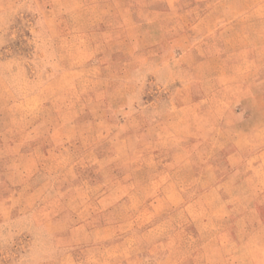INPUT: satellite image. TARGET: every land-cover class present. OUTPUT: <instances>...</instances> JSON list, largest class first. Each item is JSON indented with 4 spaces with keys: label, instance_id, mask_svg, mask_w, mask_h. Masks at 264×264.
Segmentation results:
<instances>
[{
    "label": "rangeland",
    "instance_id": "1",
    "mask_svg": "<svg viewBox=\"0 0 264 264\" xmlns=\"http://www.w3.org/2000/svg\"><path fill=\"white\" fill-rule=\"evenodd\" d=\"M0 264H264V0H0Z\"/></svg>",
    "mask_w": 264,
    "mask_h": 264
}]
</instances>
